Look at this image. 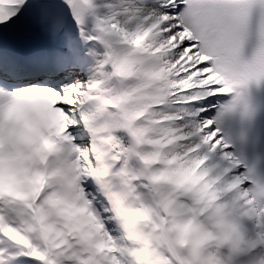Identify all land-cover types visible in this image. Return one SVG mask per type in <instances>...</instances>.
I'll return each mask as SVG.
<instances>
[{
  "label": "snow or ice",
  "instance_id": "1",
  "mask_svg": "<svg viewBox=\"0 0 264 264\" xmlns=\"http://www.w3.org/2000/svg\"><path fill=\"white\" fill-rule=\"evenodd\" d=\"M0 264H264V0H0Z\"/></svg>",
  "mask_w": 264,
  "mask_h": 264
}]
</instances>
